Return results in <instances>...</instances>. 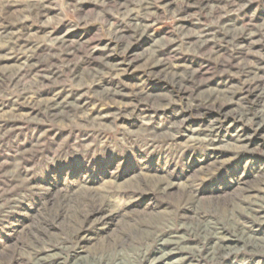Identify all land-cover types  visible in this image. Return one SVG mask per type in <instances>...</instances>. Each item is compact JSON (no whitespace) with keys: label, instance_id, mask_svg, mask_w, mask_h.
Returning <instances> with one entry per match:
<instances>
[{"label":"rangeland","instance_id":"1","mask_svg":"<svg viewBox=\"0 0 264 264\" xmlns=\"http://www.w3.org/2000/svg\"><path fill=\"white\" fill-rule=\"evenodd\" d=\"M0 264H264V0H0Z\"/></svg>","mask_w":264,"mask_h":264}]
</instances>
